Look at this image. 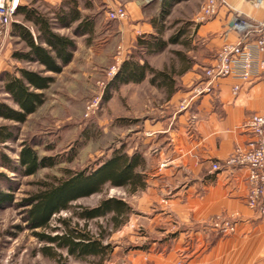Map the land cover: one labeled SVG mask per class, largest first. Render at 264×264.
Returning a JSON list of instances; mask_svg holds the SVG:
<instances>
[{"label":"rangeland","instance_id":"obj_1","mask_svg":"<svg viewBox=\"0 0 264 264\" xmlns=\"http://www.w3.org/2000/svg\"><path fill=\"white\" fill-rule=\"evenodd\" d=\"M78 1L81 9L89 5L87 10L82 9V13L94 17L93 34L90 38L74 36L73 29H58L59 34L67 35L75 41L73 60L64 67L61 74H48L54 77V81L44 92L46 101L24 123L15 125L0 118V127L11 128L17 138L0 144V154L9 157L13 165H18V153L23 145H28L40 159H47L46 163L49 164V167L37 169L34 175H25L23 170L13 172L0 163V264H131L126 258L129 252L140 253L139 257L143 254L147 256L146 252L151 250L147 244L151 239L172 238L177 234L175 230L160 231L158 234L151 232L147 220L141 215L137 216L139 210L135 208H131L119 220L118 226L113 225L111 214L84 224L83 220L77 218L79 208H95L102 200L110 197L125 202L130 199L131 193L125 188L110 186H105L100 193L73 202L72 209L54 215L49 229H33L29 224L27 211L30 207L25 201L42 190L43 184L62 180L67 172L92 173L108 160L114 150L123 147L125 152L129 132L134 134L141 130L145 117L153 114L157 106H162L172 94L168 87L153 85L149 80L150 75L140 83L108 86L121 62L136 53L155 70L167 72L176 84L181 70L198 53L193 44L196 43L197 29L211 19L203 23L195 20L200 17L205 0L181 1L170 9L162 22V33L159 34L155 30L154 21L160 12L161 0H142L138 7L132 9L127 8L126 4L133 0ZM226 2L235 10L231 12L227 8L223 9L226 21L234 13L246 19L239 12L246 6L242 1ZM21 4L33 5L45 14L58 5L45 0H21ZM118 8L124 10L125 17L111 20L109 11ZM20 18L13 17L12 22ZM183 27L186 29L180 37L181 43L167 44L163 52L146 54L137 45L139 39L148 40L152 36L168 41ZM10 30L9 25L0 36V73L4 69L13 71V68L23 66L9 55L20 48L17 39L11 37ZM124 30L131 33L124 36ZM0 101L16 109L1 91ZM226 220L233 222L230 217H220V220L212 221V224L214 226V223ZM67 224L81 232L85 225V231H89L107 247L104 256L88 257L80 261L67 255L65 249L48 244L36 236L61 234ZM233 224L232 232L216 230L221 236L232 235L235 233ZM44 247H50V250L45 252ZM167 249L154 246L153 251L165 253ZM185 261V255H179L175 264H184Z\"/></svg>","mask_w":264,"mask_h":264},{"label":"crops","instance_id":"obj_2","mask_svg":"<svg viewBox=\"0 0 264 264\" xmlns=\"http://www.w3.org/2000/svg\"><path fill=\"white\" fill-rule=\"evenodd\" d=\"M133 1L126 7H138L142 0ZM240 1L246 6L239 12L247 20H264V3L256 8ZM223 9L197 29L193 44L198 53L181 70L172 94L145 117L141 130L128 134L125 152L142 155L144 185L126 203L139 210L137 216L147 220L151 232H177L172 238L151 239L147 256L129 252L131 264H175L179 255H185L184 264H264V219L246 206V169L209 174L212 162L222 164L249 141L244 126L252 114L264 110V85L224 77L213 82L209 92L193 93L208 81L203 71L214 64L220 47L238 40V34L226 32L229 19H224ZM220 217L233 220L235 233H218L212 221ZM154 246L168 249L158 253Z\"/></svg>","mask_w":264,"mask_h":264},{"label":"trees","instance_id":"obj_3","mask_svg":"<svg viewBox=\"0 0 264 264\" xmlns=\"http://www.w3.org/2000/svg\"><path fill=\"white\" fill-rule=\"evenodd\" d=\"M185 0H161L160 12L154 21L157 33H162V22L176 3ZM89 8V5L82 9ZM78 0H61L60 3L48 13H42L33 5L20 4L14 17L20 20L13 21L10 26L11 37L17 39L20 48L11 52V58L23 66L13 68V71L4 70L0 73V91L6 94L16 109L0 101V118L15 125L24 123L34 114L36 109L44 104V92L54 81L48 74H61L74 57L75 41L69 36L59 34L58 29H73L74 36H90L94 32V17L82 13ZM186 27L180 29L168 41L152 36L139 39L137 45L146 51V54L163 52L167 44L181 43L180 37L185 34ZM178 54H180L178 52ZM181 55V54H180ZM35 67V69H31ZM150 75V82L156 87H168L174 91L175 81L165 71H157L148 65L136 53L123 60L115 75L110 79L108 86L117 87L120 84L140 83ZM16 134L9 127H0V144L16 140ZM113 154L100 164L94 172L87 174L85 171L78 173L67 172L62 180L43 184V189L26 200L29 205L27 218L33 229H49L54 215L72 209V203L83 198L100 193L105 186L126 189L129 193L136 192L144 185L143 175L138 171L143 165L140 153L128 155L123 147L116 149ZM19 156V164L13 165L9 157L0 154L1 166L10 171L23 170L25 175L36 174L37 169L49 167L47 159L39 158L28 145H23ZM130 212L128 204L122 199L110 197L102 200L95 208H79L77 218L86 222L96 218H104L111 214L113 225L118 226L126 214ZM61 234L47 236L36 235L48 244H55L58 248L65 249L71 255L82 261L88 257L104 256L107 247L100 239L95 238L89 231L78 230L67 224ZM44 247L43 251H49ZM102 260V259H101Z\"/></svg>","mask_w":264,"mask_h":264},{"label":"built area","instance_id":"obj_4","mask_svg":"<svg viewBox=\"0 0 264 264\" xmlns=\"http://www.w3.org/2000/svg\"><path fill=\"white\" fill-rule=\"evenodd\" d=\"M245 1L259 7L264 0ZM20 4L21 0H0V36L12 23V18ZM221 7L231 10V12L235 11L227 4L226 0H205L202 13L195 20L203 23L216 16ZM125 15L121 8L111 10L108 14L111 20L123 19ZM228 19L226 32H235L239 36L238 40L220 47L214 64L203 71L204 78L208 81L204 82L202 86L197 85L194 88L195 96L209 92L213 82L224 77L237 79L241 82L257 80L264 85V20H246L235 13L231 14ZM237 90L238 85L233 87V94H236ZM244 127L250 134L249 141L244 147L235 148L234 152L222 164L211 163V173L223 169L245 168L249 188L246 206L253 210L256 209L260 217L264 219V110L252 114ZM214 228L222 233L232 232L234 224L226 220L222 223H214Z\"/></svg>","mask_w":264,"mask_h":264},{"label":"water","instance_id":"obj_5","mask_svg":"<svg viewBox=\"0 0 264 264\" xmlns=\"http://www.w3.org/2000/svg\"><path fill=\"white\" fill-rule=\"evenodd\" d=\"M262 3H264V1H262Z\"/></svg>","mask_w":264,"mask_h":264}]
</instances>
